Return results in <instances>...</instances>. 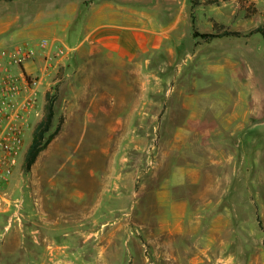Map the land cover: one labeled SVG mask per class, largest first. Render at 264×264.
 I'll return each instance as SVG.
<instances>
[{"label": "rangeland", "instance_id": "374dc122", "mask_svg": "<svg viewBox=\"0 0 264 264\" xmlns=\"http://www.w3.org/2000/svg\"><path fill=\"white\" fill-rule=\"evenodd\" d=\"M74 1L0 0V79L8 70L20 80L23 90L27 86L22 75L29 85L31 78L41 80L43 74L42 77L40 73L27 75L22 66L7 65L3 63L4 59L9 62L21 48L30 51L27 46L40 43L42 37L51 40L48 25L59 29L57 31L63 36L56 22L62 18L63 6ZM212 1L207 3L214 8H208L206 3V14L220 18L219 12H226L229 0ZM41 5H44L41 10L46 12V17L33 23L32 17ZM207 15L196 31L206 30L210 22ZM71 19L68 16L64 21L71 22ZM262 21L264 17L256 16L246 21L244 27L251 29ZM32 23L37 28L16 40L15 47L6 44L12 33ZM39 23L41 26H37ZM75 27L82 36L85 35L84 19L77 20ZM231 27L237 29L239 26L233 24ZM260 39L251 46L249 62H213L215 55L227 52L224 50L227 46L210 45L205 49L209 62H164V59L141 62V69L135 75L136 85L129 83V67L126 74L99 75L95 85L101 89L93 98V124L85 127V116L82 115H61L56 120L54 117L50 134L59 129L55 139L65 131L67 119L71 118L67 129L70 141L55 143L54 139L29 173L22 168L24 156L7 185L0 187V264H19L18 259L2 254L5 238L10 236L9 232L26 229L20 225L27 219L33 223L30 227V231L35 232L32 237H38L39 227L34 224L46 217L42 210L44 205L48 217L70 218L69 233L76 238L77 249L85 251L87 211L85 202H79L76 196L82 197L91 190L95 208L91 228L94 242L88 245V250H93L94 258L82 255L72 259L48 257L24 262L193 264L196 260L198 264H264V130L254 126L252 138L248 137V147L253 144L254 160L249 164H238V174L243 177L237 180V209L232 211L231 218L226 216L222 221L216 218L218 213L213 205V181L216 178L218 182L221 177L231 174L236 165L223 159L224 164L215 166L210 159L212 154L208 153L217 140L215 124L221 115L230 113L237 101L232 95L246 93L256 104L264 100V38L260 36ZM190 42L192 35L185 45ZM66 73V68L61 67L55 77L53 70L45 75L52 85ZM116 78L121 82H111ZM77 84L79 89H84L85 83ZM63 89L62 84L51 88L56 102ZM138 91H141L142 99L136 106L141 113H133L134 94ZM110 93L118 94L120 98H106ZM38 103L40 108L43 107L44 98H38ZM100 107H108L111 111L101 113ZM35 124L36 117L32 121L29 118L26 150L32 141ZM171 127L208 130L205 135L198 130L188 132L195 136L190 140V150L196 154L205 151L199 157L190 154L187 148L185 158L189 163L199 159L204 161L200 162V175L195 185L191 178L195 167L187 168L189 164L182 159V132L171 130ZM92 171L96 176L94 180ZM104 190L109 193L102 198L100 194ZM53 206L63 213L58 215ZM32 245L31 249H38L42 256L44 245ZM45 247L49 252L66 249L65 243L60 241L46 242ZM16 249V244L7 248L8 252ZM102 254L107 257L98 258Z\"/></svg>", "mask_w": 264, "mask_h": 264}, {"label": "crops", "instance_id": "0c3cea01", "mask_svg": "<svg viewBox=\"0 0 264 264\" xmlns=\"http://www.w3.org/2000/svg\"><path fill=\"white\" fill-rule=\"evenodd\" d=\"M197 1L198 5H194L193 0H76L66 3L61 10V20L56 22L63 32V36L57 31L59 29H52L50 27L52 26L51 24L47 27L50 28L49 36L51 40L42 37V41L46 40L48 42L45 47L41 44L42 41L27 46L33 53V57L24 63L23 67L26 74L40 73L41 77L42 74L44 75L39 81L40 86L37 88L38 98H44L43 107L40 108L38 103L35 113L30 115L31 121L34 116L36 117L35 127L43 117L46 94L51 91L52 87L59 84H62L64 89L60 92L59 101L55 103V120L61 115H82L85 116L84 125L87 127L89 124H93V118L91 117L94 113L93 98L96 96V91L100 92L99 90L101 89L99 85H95V83L98 84L99 75L126 74L125 70L129 67V83L136 85L135 75L137 70L141 69V62H161L163 59L164 62H187V60L189 62H209L206 58L205 49L210 45L227 46V48H224L227 52L215 55L213 62H249L251 59L250 53H252L251 46L260 42V36L262 35L256 34L241 38H217L208 43L201 38H194V27L196 29L206 19V3H210L211 0ZM263 1L229 0L226 10L228 13H221L215 9L216 12L221 14L220 18H216L208 12L209 15L207 17L210 22L206 30L197 32L200 34H216L214 23H218L231 32L248 34L253 29L264 26V21H262L260 25L251 29H245L244 27L246 21L256 16L264 17V14H262L264 13ZM212 2L215 1L213 0ZM208 3V8H214ZM41 7L43 8L44 5H41L37 13L32 17L34 18L33 23L46 17V12L43 9L41 10ZM68 16L72 17L71 20L73 22L64 21V18ZM79 19H84L86 27V33L83 36L75 27V22ZM33 23L21 31L12 33L6 40V44L9 47H15L14 42L16 40L24 38L26 34L36 27ZM233 24L239 27L232 29L231 25ZM37 26H41V24L39 23ZM191 35L192 42L186 46L185 41L190 40ZM248 50L249 53L247 52ZM239 51H243V53L240 54ZM61 67L66 68V75L61 80L54 81L51 85V81L45 74L53 70V77H55L57 69ZM133 76L134 79L132 80ZM78 82L85 83L84 89H79L78 86L80 85L77 84ZM111 82L120 83L121 80L116 78ZM138 83H141L140 79ZM42 88L43 91L41 92ZM106 92L109 93L110 91ZM232 96L237 101L230 113L221 115L219 122L215 124L214 132L217 140L213 148H209L208 151L209 154H212L210 159L215 166L224 164L223 159L236 165L232 169L231 174L221 177L218 182L213 177V179L215 178L212 188L213 205L218 213L216 218L220 221L226 216L231 218L232 211L235 212L237 209V180L239 177H243L238 174V164H249L254 160L253 144L251 148L248 147V137L252 138L254 126H261L262 130H264V100L260 104H256L253 98L249 100L246 93H235ZM110 97L114 99L120 98L118 94L114 93L106 95V98ZM134 98L133 113H141L138 110L139 107L136 106V102L141 104V91L135 93ZM184 106L187 107L185 104ZM110 111L108 107H100L101 113L108 114ZM167 113H171L169 107L167 108ZM70 119V117L67 119L65 131L63 130L54 140L55 143L70 141L67 130L69 128L68 123L71 122ZM171 130L182 132V159L189 164L186 166L187 168L190 166L195 167L191 174L192 183L195 185L200 175V162L204 161L199 159V161L189 163L185 158L188 154L187 148L190 146V140L195 137H192L188 132L198 130L205 135L208 130L204 128L186 130L180 127L177 129L171 127ZM189 153L199 157L203 154H196L190 150V147ZM184 175L183 178L186 179V174L184 173ZM95 177L94 171H92L93 180ZM251 184H253V177ZM246 186L247 184H245V188ZM91 189L92 186H90ZM107 190L100 194L102 198L109 193L106 192ZM76 197L79 202L83 203L84 201L86 205L87 216L85 225L87 226V233L85 251L77 249V240L69 233L70 218H50L44 205L42 210L45 211L46 217L34 224L39 227V231H37L39 236L32 237L35 233L30 231L33 223L27 219L21 222L22 224L20 225L24 228L26 227V229H22L21 232L18 230L9 232L10 236L7 239L5 238L3 247L5 250L2 251V254L7 258L18 259L19 264H27L23 260L48 257L72 259L84 255L85 258H94L93 250H88V245H93L94 242V232L91 229L94 226L95 211L93 191L86 192L82 197L78 195ZM233 197H235L234 201L232 200ZM52 209L56 210L58 215L63 213L58 211L56 206H53ZM106 209L108 208L104 210ZM57 241L65 243L66 249L64 251H46V242L57 243ZM12 244H16L17 249L13 252H8L7 248ZM32 244L42 245V247L44 245L43 249L45 248V250L42 251V256L38 254V249H31L33 247ZM104 257L107 256L105 254L98 256V258ZM195 261L193 264H197Z\"/></svg>", "mask_w": 264, "mask_h": 264}, {"label": "built area", "instance_id": "2783aa9c", "mask_svg": "<svg viewBox=\"0 0 264 264\" xmlns=\"http://www.w3.org/2000/svg\"><path fill=\"white\" fill-rule=\"evenodd\" d=\"M41 44L45 47L48 42L43 40ZM32 57V52L21 48L10 57L9 62L4 59L3 63L21 68L25 61L31 60ZM9 72L5 71V76L0 79V187L7 185L26 154L27 123L30 115L36 111L37 88L40 86L31 76L29 85L25 75H22L27 86V89L23 90L20 80Z\"/></svg>", "mask_w": 264, "mask_h": 264}, {"label": "trees", "instance_id": "16d2710c", "mask_svg": "<svg viewBox=\"0 0 264 264\" xmlns=\"http://www.w3.org/2000/svg\"><path fill=\"white\" fill-rule=\"evenodd\" d=\"M193 4L198 5V1L193 0ZM214 29L217 32L216 34H199L194 27L193 36L196 39L201 38L206 43L217 38H225V37L241 38V37H250L256 34H261L264 38V26L255 28L252 31H250L248 34H244L241 32H231L227 30L224 26L219 25L218 23H214ZM56 100H57L56 95H53L51 92H48L46 94V102H45L43 117L41 121L36 125L33 131L32 142L26 151L24 161L22 164L23 171L26 173L31 172L32 168L37 163V160L41 155V153L47 150L49 145L52 143V141L59 133V129H57L54 133L50 134L55 117Z\"/></svg>", "mask_w": 264, "mask_h": 264}, {"label": "bare ground", "instance_id": "6f19581e", "mask_svg": "<svg viewBox=\"0 0 264 264\" xmlns=\"http://www.w3.org/2000/svg\"><path fill=\"white\" fill-rule=\"evenodd\" d=\"M183 259V258H182ZM181 261V260H180ZM196 262V261H195ZM198 264V263H197Z\"/></svg>", "mask_w": 264, "mask_h": 264}]
</instances>
